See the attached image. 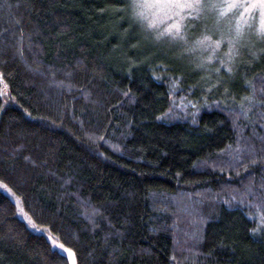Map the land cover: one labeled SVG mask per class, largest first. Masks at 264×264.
<instances>
[{"label": "trees", "instance_id": "1", "mask_svg": "<svg viewBox=\"0 0 264 264\" xmlns=\"http://www.w3.org/2000/svg\"><path fill=\"white\" fill-rule=\"evenodd\" d=\"M187 34L0 0V264H264V39L203 72Z\"/></svg>", "mask_w": 264, "mask_h": 264}, {"label": "rangeland", "instance_id": "2", "mask_svg": "<svg viewBox=\"0 0 264 264\" xmlns=\"http://www.w3.org/2000/svg\"><path fill=\"white\" fill-rule=\"evenodd\" d=\"M134 3L141 19L157 31L159 39L179 35L174 40L184 44L187 33L197 37L175 54L177 59L190 60L188 65L192 63L197 71L200 68L204 72V66L212 60H231L240 44L248 51V57L254 59L255 45L264 39V6L257 0H134ZM183 200L179 199L177 205ZM179 207L183 211L182 205ZM56 249L73 264L68 252Z\"/></svg>", "mask_w": 264, "mask_h": 264}, {"label": "snow or ice", "instance_id": "3", "mask_svg": "<svg viewBox=\"0 0 264 264\" xmlns=\"http://www.w3.org/2000/svg\"><path fill=\"white\" fill-rule=\"evenodd\" d=\"M257 2H258L261 6H264V0H257ZM228 70L231 71V69H228ZM157 79H159V77H157ZM189 103H191V102L189 101ZM173 106H178V105H175V101H173ZM258 211H259V210H258ZM260 214H261V216H262V219H264V213H260ZM253 231H255V230H253ZM53 247H55V248H59V249H61V250L64 251V252H68V253L70 254V256L72 257L73 264H75V254L72 253L70 249H66V248L64 247L63 244H53Z\"/></svg>", "mask_w": 264, "mask_h": 264}]
</instances>
